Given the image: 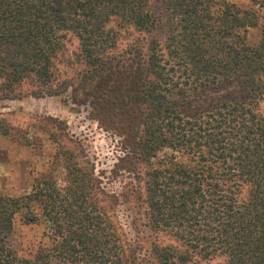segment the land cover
<instances>
[{
	"label": "trees",
	"instance_id": "obj_1",
	"mask_svg": "<svg viewBox=\"0 0 264 264\" xmlns=\"http://www.w3.org/2000/svg\"><path fill=\"white\" fill-rule=\"evenodd\" d=\"M113 20L147 34L119 47ZM70 36L84 66L74 76L57 67ZM233 78L247 99L204 94ZM79 88L93 118L119 137L114 172L129 179L119 195L133 205L136 236L104 208L95 168L67 151L63 185L43 175L28 193L0 194V264H190L218 255L264 264V16L229 0H0V98ZM18 220L45 225L47 242L31 256L18 249Z\"/></svg>",
	"mask_w": 264,
	"mask_h": 264
},
{
	"label": "rangeland",
	"instance_id": "obj_2",
	"mask_svg": "<svg viewBox=\"0 0 264 264\" xmlns=\"http://www.w3.org/2000/svg\"><path fill=\"white\" fill-rule=\"evenodd\" d=\"M229 1L242 8L255 9L264 16V8L260 3L257 4L256 0ZM121 22L113 20L109 23L110 27L118 30L119 47H124L147 34L133 24ZM163 28V24L157 26L156 34H163ZM260 32V27L252 29V40L258 41ZM66 44L64 53L57 58V67L64 70L68 76L82 73L84 66L77 56L79 41L70 36ZM68 61L71 64L67 63ZM204 94L208 98L228 94L236 99H247L250 95L241 79L237 78L224 80L209 87ZM84 99L82 88L72 89L57 96L0 98V194L28 193L35 179L43 175L58 177L63 185L67 171V151L73 152V162L94 167L96 173L103 178L108 195L104 208H107L108 214L122 226L129 238L133 239L136 236L134 223L136 225L137 221L133 205L119 195L123 184L129 179L114 172V165L122 153L119 137L103 128L93 118L90 99L86 102ZM259 106L264 113V99L260 101ZM4 129H7L8 133H4ZM112 197L114 202L110 205ZM44 231L43 224H26L18 220L15 236L20 253L31 256L38 246L47 242ZM143 235L149 240L154 239L151 235L158 238V234L150 231ZM159 240L165 244L174 243L173 238L166 233L159 234ZM195 262L196 260H193L190 264H226L225 257L221 255Z\"/></svg>",
	"mask_w": 264,
	"mask_h": 264
}]
</instances>
